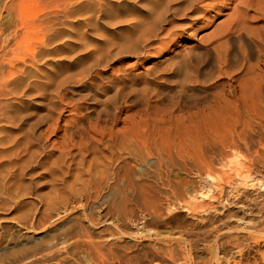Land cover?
Wrapping results in <instances>:
<instances>
[{
  "label": "bare ground",
  "instance_id": "obj_1",
  "mask_svg": "<svg viewBox=\"0 0 264 264\" xmlns=\"http://www.w3.org/2000/svg\"><path fill=\"white\" fill-rule=\"evenodd\" d=\"M230 1L218 24L225 7L205 0L6 1L13 14L12 26L0 25L3 264H63L75 253L104 259L118 232L105 227L96 236L100 226L146 231L172 207L196 213L190 182L221 180L237 150L259 147L251 159L264 167V34H254L250 15L260 3L264 14V0ZM210 23L216 27L199 37L197 28ZM176 28L197 40L174 55L163 40ZM65 104L71 113L63 117ZM243 181L240 195L264 188ZM245 198L240 208L254 214ZM240 220L251 231L252 218Z\"/></svg>",
  "mask_w": 264,
  "mask_h": 264
},
{
  "label": "rangeland",
  "instance_id": "obj_2",
  "mask_svg": "<svg viewBox=\"0 0 264 264\" xmlns=\"http://www.w3.org/2000/svg\"><path fill=\"white\" fill-rule=\"evenodd\" d=\"M6 1L7 0H0V25L2 23L3 27L5 26L4 28H7L8 25L10 26V23L12 26L10 18L12 19L11 16L13 14H9V11L5 9L4 4ZM133 1H135L133 4L137 6H140L142 3L141 0H138L141 3L137 0ZM205 2L204 5L207 7H214L215 5L218 6L216 8H222V6L223 8L225 7V11L220 13V15L214 19L215 24H218L222 19H225L226 11L230 10L233 6L231 4L232 1L230 0H205ZM254 2H258V0H255ZM28 3L29 1L24 4L27 8ZM262 4L263 3L255 4L256 6H254L257 7L258 5L262 7ZM31 6L32 3L30 4V7ZM255 7H251L250 15L253 17L256 15L257 18L254 19L255 16L253 18L254 20L251 19V23L255 28H253L254 34L256 35L257 33L261 36L264 34V14L260 15V12H258ZM20 10L21 8L18 7V11ZM203 15L207 18L210 14ZM210 24L211 25L205 26L201 25V27L197 28V34L199 37L206 32L212 31L213 28L216 27L215 24ZM1 26L0 28L4 29ZM182 30L184 29H174L172 32L177 34L174 37H169L168 39L163 40V47L166 48L165 51H167L169 47H172L168 52L176 54L180 50L196 45L197 39L191 37L188 33L183 36ZM117 32L120 33L118 30H114V33L117 34ZM160 44L159 46H162V42H160ZM205 56L206 55L203 57H209ZM135 60L136 58L133 57L132 61L135 62ZM148 60L150 61L149 64H151L154 61H157V57L151 56ZM242 69L243 68H239L234 71L239 72ZM63 106H66L65 111L63 112V117H66L70 115L71 112L66 104ZM33 115L34 114H32V116ZM50 120L49 122L52 121ZM62 123H64V120ZM60 134L61 132L58 133V135ZM51 136V140L57 138L56 134L52 133ZM258 148L251 149L249 150L250 152L243 148L240 151H235L237 154H234L237 157L234 154L229 156L228 158L231 157L229 159L231 160V163H228L227 166L220 167L223 171V173L219 174L221 180H218L219 178L213 181L210 180L205 182L206 185L203 182H196V180L194 182L192 181V184L190 182L191 185L189 184L188 186V192H190L189 195L192 193L196 194V197H192L193 200L198 203L194 209L196 210V213H194L195 211H193L192 208L184 210L181 207H172L171 209L165 210L160 216L149 219L146 226L148 229H146V231H142V228L136 230L129 227H117V229L114 228L113 225L110 227L108 225L103 227L102 225L99 227L100 229H96V236H99L100 233H107L112 230L118 232V240L117 243L113 245L111 253L109 252L104 259L99 260L91 259L85 254L75 253V255H71L69 259H66L63 264H264V188L260 184L255 188L250 187V189L245 191L247 194H238V191L242 190L245 185V181H243L245 177L246 179L256 178L264 181V167L258 166V169L257 164L253 163L251 159L257 156L254 152ZM238 162H240V164H238ZM242 162L245 163L246 170L243 168L244 165L241 166ZM235 164L237 165L235 166ZM229 167H235V169ZM236 167L239 168V170H236ZM41 172L42 174L40 175H43L44 172ZM224 174L225 176L227 174L231 175L232 177L230 176V179L233 178V181L230 180L228 176L226 177V181L225 179L223 181ZM213 182L216 184L214 183V185ZM40 184L38 188L41 187V190H44V188L48 186L43 182ZM209 185H212L213 187ZM190 189L194 190L189 191ZM200 190L202 192H199ZM240 196L241 198H239ZM245 196V199L250 198V202H253L256 205V211H254V214H250L247 210L245 211V207L240 208V203L243 200L242 198ZM36 198L40 199V196L37 195L34 199L39 201V199L37 200ZM231 199H233V202L236 201V203H233ZM35 203V206L37 207L38 202ZM198 214H202L203 217L201 216L198 218ZM208 216L211 218H207ZM240 217L252 218L254 223L250 228L251 231L249 230L250 232L246 231V229L244 231V229L241 228L242 224ZM105 227L108 229L110 228V230H106ZM98 230H102V232H98ZM180 230L181 232L185 231L184 233L191 231L189 237H187L188 235L181 234ZM252 230L254 231L252 232ZM148 231H151V234L148 233ZM235 248H239L240 252L234 253L233 250H235ZM3 263H6L5 259H0V264Z\"/></svg>",
  "mask_w": 264,
  "mask_h": 264
}]
</instances>
